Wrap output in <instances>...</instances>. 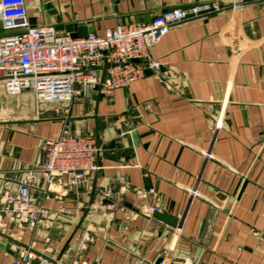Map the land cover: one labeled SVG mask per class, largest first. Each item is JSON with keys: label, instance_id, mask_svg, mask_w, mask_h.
Listing matches in <instances>:
<instances>
[{"label": "crops", "instance_id": "obj_1", "mask_svg": "<svg viewBox=\"0 0 264 264\" xmlns=\"http://www.w3.org/2000/svg\"><path fill=\"white\" fill-rule=\"evenodd\" d=\"M25 1L32 26L83 23L99 35L166 10L218 9L171 26L149 50L158 69L110 98L37 101L0 82V264L28 250L52 264H264V0L238 10L231 0ZM64 127L99 146L98 168L74 187L41 174L43 141ZM20 186L47 208L43 224L5 210Z\"/></svg>", "mask_w": 264, "mask_h": 264}, {"label": "built area", "instance_id": "obj_2", "mask_svg": "<svg viewBox=\"0 0 264 264\" xmlns=\"http://www.w3.org/2000/svg\"><path fill=\"white\" fill-rule=\"evenodd\" d=\"M231 8L238 10L240 0H231ZM217 9V5L211 9L197 5L166 10L148 22L117 24L105 28L101 35L89 32L85 38H73L54 26L30 25L25 0H0V20L7 31L0 36V82L6 94L30 90L37 101L74 103L88 92L110 98L114 90L140 79L145 70L158 69L149 50L171 26ZM214 125L217 128L220 121ZM43 148L41 174L46 183L65 180L69 187H74L98 168L95 161L99 146L90 135L72 134L64 127L56 138L44 140ZM204 155L211 157L208 152ZM188 191L190 195L196 193ZM153 193L152 189L135 190L139 198ZM3 204L13 218L30 226L43 224L48 213L46 207L31 201L26 186L6 194ZM147 212L151 215L159 208L149 205ZM35 259L38 264H52L49 258L37 257L33 250L10 264H32Z\"/></svg>", "mask_w": 264, "mask_h": 264}, {"label": "water", "instance_id": "obj_3", "mask_svg": "<svg viewBox=\"0 0 264 264\" xmlns=\"http://www.w3.org/2000/svg\"><path fill=\"white\" fill-rule=\"evenodd\" d=\"M56 29H61L68 32L73 38H85L90 31L88 28L85 27L83 23H71L66 25H59L56 26ZM132 62L138 63L139 60L132 59ZM149 73L150 72L148 70H145L144 72V74H149ZM153 216L167 224L174 225V222H172L170 218H168L167 216H165L160 212H154Z\"/></svg>", "mask_w": 264, "mask_h": 264}]
</instances>
